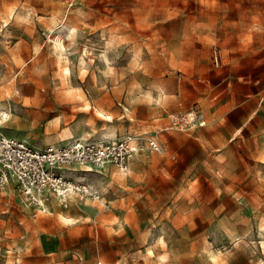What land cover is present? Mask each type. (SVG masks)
I'll return each instance as SVG.
<instances>
[{"label":"rangeland","instance_id":"1","mask_svg":"<svg viewBox=\"0 0 264 264\" xmlns=\"http://www.w3.org/2000/svg\"><path fill=\"white\" fill-rule=\"evenodd\" d=\"M0 107L37 148L161 149L46 210L0 189V264H264V0H0Z\"/></svg>","mask_w":264,"mask_h":264},{"label":"built area","instance_id":"2","mask_svg":"<svg viewBox=\"0 0 264 264\" xmlns=\"http://www.w3.org/2000/svg\"><path fill=\"white\" fill-rule=\"evenodd\" d=\"M3 118L0 111V128ZM187 120L205 125L202 114ZM146 149L161 150L153 137L132 134L113 140H71L41 149L0 131V189L13 184L31 206L40 209L48 194L61 197L68 191L72 185L68 172L77 168L101 171L107 164L126 172L133 155Z\"/></svg>","mask_w":264,"mask_h":264},{"label":"bare ground","instance_id":"3","mask_svg":"<svg viewBox=\"0 0 264 264\" xmlns=\"http://www.w3.org/2000/svg\"><path fill=\"white\" fill-rule=\"evenodd\" d=\"M59 47H60V46H59ZM64 74H65L66 76H69L70 72H69L68 67H65V68H64ZM82 107L86 109V108H89L90 106H89L88 104H85V105H83ZM1 110H2V108L0 107V111H1ZM2 114L4 115V117H7V116H8V114L5 113V112H2ZM110 118H111V117L108 116V119H110ZM81 189L87 191V193L90 194V191H89V190H88L83 184L76 182V183L70 185V187L68 188V193H65L64 197H58V198H56V199H57L59 202L64 203V201H67V198L72 197L77 191H80ZM43 209L45 210V204H43ZM60 217H61L64 221H66V222H69V221H70V219L65 218L64 216H61V215H60Z\"/></svg>","mask_w":264,"mask_h":264},{"label":"crops","instance_id":"4","mask_svg":"<svg viewBox=\"0 0 264 264\" xmlns=\"http://www.w3.org/2000/svg\"><path fill=\"white\" fill-rule=\"evenodd\" d=\"M95 172H98V171H95ZM12 190H13V189H12ZM45 198H46V197H45ZM55 200H57V199H55ZM57 201H58V200H57ZM46 209H47V208H46ZM46 209H45V210H46ZM70 219H71V218H70Z\"/></svg>","mask_w":264,"mask_h":264}]
</instances>
